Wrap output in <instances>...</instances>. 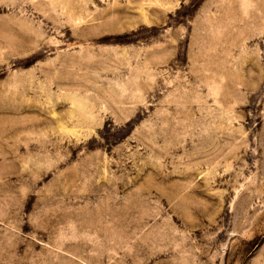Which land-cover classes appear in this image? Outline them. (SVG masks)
<instances>
[{
  "label": "rangeland",
  "instance_id": "obj_1",
  "mask_svg": "<svg viewBox=\"0 0 264 264\" xmlns=\"http://www.w3.org/2000/svg\"><path fill=\"white\" fill-rule=\"evenodd\" d=\"M0 264H264V0H0Z\"/></svg>",
  "mask_w": 264,
  "mask_h": 264
},
{
  "label": "bare ground",
  "instance_id": "obj_2",
  "mask_svg": "<svg viewBox=\"0 0 264 264\" xmlns=\"http://www.w3.org/2000/svg\"><path fill=\"white\" fill-rule=\"evenodd\" d=\"M71 104H73V103H71Z\"/></svg>",
  "mask_w": 264,
  "mask_h": 264
}]
</instances>
